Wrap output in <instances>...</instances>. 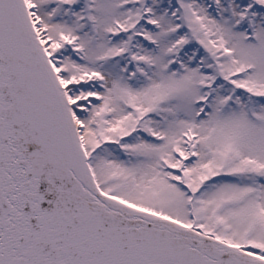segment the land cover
Wrapping results in <instances>:
<instances>
[{"label":"snow or ice","instance_id":"1","mask_svg":"<svg viewBox=\"0 0 264 264\" xmlns=\"http://www.w3.org/2000/svg\"><path fill=\"white\" fill-rule=\"evenodd\" d=\"M0 264H264V0H0Z\"/></svg>","mask_w":264,"mask_h":264}]
</instances>
